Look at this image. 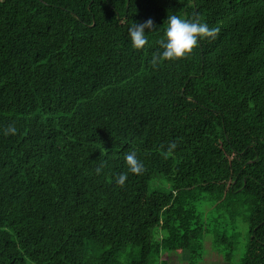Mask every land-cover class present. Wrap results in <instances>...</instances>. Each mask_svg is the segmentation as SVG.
<instances>
[{"label": "trees", "instance_id": "trees-1", "mask_svg": "<svg viewBox=\"0 0 264 264\" xmlns=\"http://www.w3.org/2000/svg\"><path fill=\"white\" fill-rule=\"evenodd\" d=\"M171 14L219 31L153 67ZM220 218L264 264V0H0V264L229 261Z\"/></svg>", "mask_w": 264, "mask_h": 264}, {"label": "clouds", "instance_id": "clouds-1", "mask_svg": "<svg viewBox=\"0 0 264 264\" xmlns=\"http://www.w3.org/2000/svg\"><path fill=\"white\" fill-rule=\"evenodd\" d=\"M166 27L164 28L163 38L158 40V44L162 51L151 57L150 63L155 67L159 63L165 61L179 60L189 55L197 46L198 42L204 39H215L219 29L209 27L207 23L197 19H184L176 14L168 15L166 19ZM153 22L148 19L144 23H133L128 29V36L131 41L132 48L142 50L148 43V37L145 29L151 31ZM16 128L9 126L5 135L15 134ZM175 148V144L171 143L169 149ZM125 162L128 171L133 174H140L143 171V164L137 159L135 151L125 155ZM102 167V165H101ZM101 167L96 169L97 173L101 171ZM127 179L126 173H121L115 180V183L124 186Z\"/></svg>", "mask_w": 264, "mask_h": 264}, {"label": "rangeland", "instance_id": "rangeland-1", "mask_svg": "<svg viewBox=\"0 0 264 264\" xmlns=\"http://www.w3.org/2000/svg\"><path fill=\"white\" fill-rule=\"evenodd\" d=\"M163 188L164 187H159V184H156L155 182L150 183V189L152 191L155 189L161 190ZM202 210L205 212L204 218L217 216L216 213L213 214V209H209L208 207L203 209L202 207ZM223 221V227H221L220 224V228L224 229L228 235L235 237L231 259L227 261L223 253H221L222 250L214 247L212 243L213 238L209 236V238H206L204 241V258L198 264H241L248 242V227L240 219L237 220V218L235 220L223 219ZM208 239H210L211 242ZM167 259L170 264H196L194 263L196 259L191 258L189 253H184L182 255L170 253Z\"/></svg>", "mask_w": 264, "mask_h": 264}]
</instances>
